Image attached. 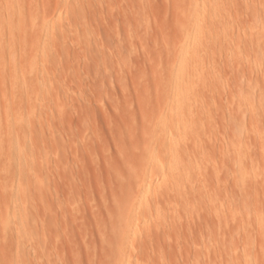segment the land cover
<instances>
[{"label": "rangeland", "instance_id": "1", "mask_svg": "<svg viewBox=\"0 0 264 264\" xmlns=\"http://www.w3.org/2000/svg\"><path fill=\"white\" fill-rule=\"evenodd\" d=\"M0 264H264V0H0Z\"/></svg>", "mask_w": 264, "mask_h": 264}, {"label": "bare ground", "instance_id": "2", "mask_svg": "<svg viewBox=\"0 0 264 264\" xmlns=\"http://www.w3.org/2000/svg\"><path fill=\"white\" fill-rule=\"evenodd\" d=\"M198 134H199V136H198ZM185 135H186V134H185ZM187 135H188V134H187ZM200 136L203 137V135H202L201 133H197V132H196V134H194V136H192V138H193L194 140H195V139H197V140H198V139L201 140L202 137L200 138ZM184 137H186V136H184ZM185 139H186V138H185ZM185 139H184V140H185ZM187 141H189V140H187ZM196 142H197V141H196ZM228 155H229L228 157H231V158L234 159V157H233V153H232L231 151H229ZM229 162H230V161H229ZM231 164H232V163H231ZM180 165H181V164H180ZM184 165H186V164L184 163V164L182 165L183 168H184V169L182 168L183 171L186 169V168L184 167ZM229 166H230V165H229ZM233 166H234V165H233ZM231 167H232V166H231ZM180 168H181V166H180ZM180 168H179V170H181V171H178L177 173L175 172V173H176L175 176H174L175 178H176V177H179V175L182 174V173H181V172H182V169H180ZM174 171H175V170H174ZM229 172H230V171H229ZM233 172H234V170L231 169V175H232V176H234V173H233ZM180 173H181V174H180ZM177 174H179V175H177ZM173 175H174V174H173ZM233 178H234V177H233ZM229 179H230V178H229ZM233 182H234V181H232V183H233ZM234 183H235V182H234ZM234 183H233V184H234ZM143 186L145 187V186H148V185H147V183H144ZM232 188L234 189V186H233ZM232 188H231V189H232ZM230 192H231L232 194H229L230 196L228 195V197H229L228 200L231 199V200H230L231 202L228 201V202L230 203V204L228 203V204H229L228 209H229V212H230L229 214H234V208H233V207H234V205H233V198H234V197H233V195H234L235 192H234V190H233V191H230ZM233 192H234V193H233ZM188 195H189V194H188ZM234 196H235V195H234ZM181 198H182V197H181ZM186 199H188V198H186ZM179 200H180V199H179ZM154 203H155V202H154ZM156 203H158V205H159V202H156ZM152 205H153V204H152ZM149 206H150V210H152V209H153V206H151V204H150ZM156 206H157V205H156ZM156 206H155V207H156ZM210 207H211V206H210ZM211 208H212V207H211ZM147 210H149L148 207H147L146 211H147ZM210 210H211V211L208 212L209 214H211V212H212V213L214 212V214H215V213H216V210H217V207H213V208L210 209ZM152 211H153V210H152ZM147 212H149V211H147ZM150 212H151V211H150ZM217 212H218V211H217ZM227 213H228V212H227ZM218 214H219V213H218ZM222 214H224V213H222ZM214 245H216V244H214ZM219 245H220V244H219ZM219 247H220V246H219ZM219 247H218V248H219ZM220 249H221V248H220Z\"/></svg>", "mask_w": 264, "mask_h": 264}]
</instances>
